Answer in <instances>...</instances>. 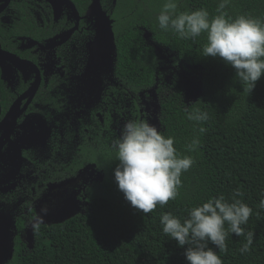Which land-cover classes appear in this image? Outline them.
<instances>
[{"label": "trees", "instance_id": "trees-1", "mask_svg": "<svg viewBox=\"0 0 264 264\" xmlns=\"http://www.w3.org/2000/svg\"><path fill=\"white\" fill-rule=\"evenodd\" d=\"M163 3L129 0L127 29L119 28L115 40L114 77L127 87L130 99L136 100L140 92L151 89L157 96L163 95L157 104V129L174 137L177 150L196 161L182 174L179 195L163 206L158 204L147 215L133 208L113 178L118 164L114 149L106 147L97 134L96 147H81V165L95 163L102 175L89 192L87 207L63 221L34 228L30 250L21 246L18 237H11L12 251L4 264H187L184 248L163 233L161 216L171 213L183 221L190 208L210 197L224 195L231 202L237 188L243 193L237 199L253 209L248 222L241 225L245 232H254L251 249L242 254L245 238L232 233L225 241L226 252L210 243L209 247L223 264H264V209L258 207L264 198V74L248 93L234 69L218 57L203 55L206 34L194 40L181 39L158 27L156 16ZM218 3L179 0L178 10L204 8L211 17ZM225 11L232 17L246 14L264 19V0H231ZM121 16L117 11L113 17L120 21ZM142 32L149 36L143 37ZM167 73L172 77L170 84L160 86ZM180 75L196 88L192 101L185 98ZM186 108L199 109L207 114V120H188ZM201 127L206 131L201 133ZM197 137L201 146L187 152L185 145ZM0 218L11 232V220Z\"/></svg>", "mask_w": 264, "mask_h": 264}, {"label": "flooded vegetation", "instance_id": "flooded-vegetation-1", "mask_svg": "<svg viewBox=\"0 0 264 264\" xmlns=\"http://www.w3.org/2000/svg\"><path fill=\"white\" fill-rule=\"evenodd\" d=\"M68 1L78 21L63 0L54 6L48 0H0V215L11 220L10 237H18L24 248L22 234L30 229L31 248L37 217H42L39 225L47 224L81 198L87 207L80 172L88 168L99 175L90 188L102 175L95 163L81 165L82 145L96 147L99 134L109 147L118 123L144 119L143 102L151 90L157 96L151 89L130 99L114 77L115 40L119 28L127 29L129 0H100L113 39L94 54L95 17L86 14L92 0ZM117 11L120 21L113 17ZM56 205L67 208L53 211Z\"/></svg>", "mask_w": 264, "mask_h": 264}, {"label": "clouds", "instance_id": "clouds-1", "mask_svg": "<svg viewBox=\"0 0 264 264\" xmlns=\"http://www.w3.org/2000/svg\"><path fill=\"white\" fill-rule=\"evenodd\" d=\"M230 2L219 0L216 14L210 17L204 8L179 11V0H164L156 21L161 30L172 31L181 39L194 40L206 34L203 55L218 57L234 69L235 76L241 84L247 85L249 93L264 74V19L246 14L232 17L225 11ZM185 112L188 120L197 123L208 118L199 109L188 111L186 108ZM199 131L203 133L206 129L201 127ZM200 146L197 137L187 143L185 149L191 153ZM112 148L118 161L113 169L117 189L133 208L145 215L158 204L163 206L177 198L182 174L196 163L191 155L177 150L174 137L163 135L145 119L125 122L119 136L112 141ZM242 195L237 188L231 202L224 195L210 197L190 208L183 221L171 213L161 216L163 233L184 248L187 264H223L209 243L226 252L229 233L244 236L246 242L240 252L250 251L254 232H245L241 225L248 222L253 209L237 199ZM258 207L264 209V198ZM41 222L42 217H37L32 226L38 228Z\"/></svg>", "mask_w": 264, "mask_h": 264}, {"label": "rangeland", "instance_id": "rangeland-1", "mask_svg": "<svg viewBox=\"0 0 264 264\" xmlns=\"http://www.w3.org/2000/svg\"><path fill=\"white\" fill-rule=\"evenodd\" d=\"M180 77L183 79V83L181 85L183 87L185 98L189 101H192L196 96V88L194 87L193 83H191L189 80L185 79L181 75L179 76V78ZM171 79H172L171 75L169 73H167V75L159 83V85L161 86L163 83L170 84ZM179 81H180V79H179ZM153 92L154 91L151 90V92H149V94H150L149 98L145 102H143V105H144V116L143 117L149 123H151L157 127L156 101L158 98L160 99L161 96H163V95L156 96L155 94L153 95ZM127 121L128 120H124L123 122L118 123V125L116 126L115 133L113 134V137L111 140V144L108 147L109 149H113L112 148V141L119 136L120 131H121L124 123ZM94 173H96V172H94L93 170H90L88 168H85L80 172V189H79V191H80V195L82 197L85 196L84 188L87 190V194H88L95 187V186H93L92 188H90L91 184L95 181H98V179H99V175L97 173L96 174H94ZM50 199H53V196H51ZM66 208H67V205H56L52 210L59 212V211H64ZM84 208H86V205L84 204V201L81 198L77 202L76 206L72 207V209H69L68 212L66 214H64L63 216H61V217L54 216L50 219H47L44 222L47 224H51V223L63 221L66 218H68L69 216H71L72 214L82 213ZM22 241L25 243L26 248L29 249L30 245H31L30 229H27L26 231H24V233L22 234Z\"/></svg>", "mask_w": 264, "mask_h": 264}, {"label": "water", "instance_id": "water-1", "mask_svg": "<svg viewBox=\"0 0 264 264\" xmlns=\"http://www.w3.org/2000/svg\"><path fill=\"white\" fill-rule=\"evenodd\" d=\"M50 4L57 5L59 1L62 0H48ZM67 3L72 12L76 16V21H78L79 17L78 14L73 6V4L68 0H63ZM87 15H93L95 17L96 23V37L95 42L93 44L92 53L94 54L95 50L101 49L105 43L108 41L109 37L113 39V35H109L106 32L105 26L107 25L109 19L106 17L105 13L102 11L100 6V0H92L89 10L86 13ZM76 29V27L68 32H66L65 36L63 37L62 41H65L69 35ZM115 50V47H114ZM110 49H108V56L109 58L111 55ZM110 54V55H109ZM38 81L33 85V90L36 88ZM32 90V94H33ZM12 251L11 245V237L10 232L8 231L7 224L0 218V264H4L5 260L10 256V252Z\"/></svg>", "mask_w": 264, "mask_h": 264}]
</instances>
